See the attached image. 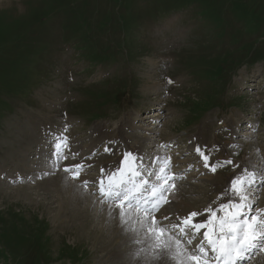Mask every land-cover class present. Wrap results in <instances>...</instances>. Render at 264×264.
I'll use <instances>...</instances> for the list:
<instances>
[{
    "label": "rangeland",
    "instance_id": "rangeland-1",
    "mask_svg": "<svg viewBox=\"0 0 264 264\" xmlns=\"http://www.w3.org/2000/svg\"><path fill=\"white\" fill-rule=\"evenodd\" d=\"M0 1V264H149L152 241L124 244L95 205L118 208L96 192L128 145L145 170L170 158L168 174L198 208L257 169L252 212L264 207V0ZM206 108L216 109L197 120ZM62 138L71 149L53 169ZM198 138L211 164L239 167L205 168L189 148ZM59 171L95 199L85 214L72 192L41 185Z\"/></svg>",
    "mask_w": 264,
    "mask_h": 264
},
{
    "label": "snow or ice",
    "instance_id": "snow-or-ice-1",
    "mask_svg": "<svg viewBox=\"0 0 264 264\" xmlns=\"http://www.w3.org/2000/svg\"><path fill=\"white\" fill-rule=\"evenodd\" d=\"M62 146L67 147L66 138L58 139L55 155L66 158L62 155ZM196 151L203 158L204 166L213 173H216L218 167L234 165L231 159L211 164L209 156L200 152L199 148ZM141 160V157L126 152L119 167L114 171L105 172L102 168L99 192L102 196L117 202L116 206L120 209L122 220L126 216V207L142 211L145 217L149 218L145 234L152 241L153 260H167L173 264H238L239 261L246 259L253 248H259L264 252V210L250 214L251 205L247 203L254 182V173L245 169L244 173L233 176L221 194L223 202L219 203L218 208L207 207L203 219H196L202 215L200 211H191L179 218L178 223L163 225L153 213L159 212L164 205L171 203L169 196L174 194L177 188V185L171 182L174 181L175 174L167 172L171 163L170 158L156 175L159 183L151 187H148L147 180L139 179ZM76 167L79 169L81 166ZM234 167L238 168L239 165ZM65 171L69 169L65 168ZM79 175L77 171L73 178L77 179ZM144 192L148 193L147 197L143 196ZM141 202L151 204V207L142 208ZM164 219L169 218L165 215ZM144 223L142 222V226ZM194 240L198 242L193 246Z\"/></svg>",
    "mask_w": 264,
    "mask_h": 264
},
{
    "label": "bare ground",
    "instance_id": "bare-ground-1",
    "mask_svg": "<svg viewBox=\"0 0 264 264\" xmlns=\"http://www.w3.org/2000/svg\"><path fill=\"white\" fill-rule=\"evenodd\" d=\"M1 2V1H0ZM21 7V6H20ZM147 118V117H146ZM237 127H239L238 125L237 126H234V130L237 131ZM165 141V140H164ZM169 141V140H168ZM201 141L200 138H198L196 141L192 142L189 146V148L191 149H195V155L193 156H196L199 160L200 163L204 164V160L203 158L201 157V155L196 151L197 148L200 149V152L204 153L205 155L209 156L207 153L204 152L203 150V147L200 146V145H197V142ZM166 142V141H165ZM95 143H96V140H95ZM167 144V143H166ZM255 144V143H254ZM92 145V144H91ZM256 145V144H255ZM255 147V146H254ZM92 149V147H91ZM128 151L133 153L134 155L138 156V157H141V155L139 154V151L136 152V151H133V149L131 148L130 145H128ZM142 149V148H141ZM42 150V149H41ZM40 150V152H41ZM177 149L175 148L174 151H176ZM259 150V149H258ZM85 151V150H84ZM91 151V150H89ZM163 157V156H162ZM142 158V157H141ZM144 158V157H143ZM164 159V158H163ZM52 162L54 163V168L56 167V164H59V163H62L64 161H62V159H59V157L57 158H53L51 159ZM61 160V161H60ZM158 160V159H157ZM143 161H146V159H144ZM143 161L141 162L140 161V165L144 168L142 169V167L140 166V171H141V174L143 175H146V176H143L142 177H139V179H144L146 177H148V179H150L152 182H158L157 179H156V175L158 174L159 172V169L160 167H162L165 163L166 160H158L160 161V166L157 170V172L154 171V169L152 168H149V169H146L145 170V167L143 166ZM149 161V160H148ZM148 164V163H147ZM71 165L70 162H68V164H65V165H61V168L62 167H66V168H70L69 166ZM76 162L71 165L72 169L74 170L75 167H76ZM120 165V164H119ZM146 166V165H145ZM170 166V165H169ZM205 167V166H204ZM206 168V167H205ZM169 169L170 167H168L167 169V172H169ZM153 170V171H152ZM264 170V169H263ZM56 171V170H55ZM71 171V170H70ZM182 171V170H180ZM179 171V172H180ZM105 172H110L109 170L105 171ZM178 172V171H177ZM247 172H250V173H254V180L255 178L258 177V173H257V169H254V168H248L247 169ZM66 173V172H65ZM74 173H76L74 171ZM241 173H244V172H241ZM58 174H60V177L56 180H50V181H47V182H44L42 183L41 185H44L45 187H49L51 189V187L59 193V190H65L69 193L72 192L74 195L73 197H75L76 199V202H82L83 204H85L86 206L83 207L82 209H79V211L83 214H85L89 209H90V203L91 202H96L95 199L90 196L89 194L87 193H83V189L80 187H77V185H75V183L71 182L68 180V177L62 175V172L59 171ZM69 176V174H66ZM216 175V174H215ZM80 176H83L80 174ZM176 177V176H175ZM86 179L83 177V181H85ZM82 181V182H83ZM148 181V186L151 187L154 183H149V180ZM171 182H174L176 184V178L174 179V181H171ZM106 183V182H105ZM189 183L191 184V181H189ZM40 185V186H41ZM63 186V187H62ZM215 186V185H214ZM259 186H261V184H259ZM43 187V186H42ZM216 187V186H215ZM199 188V187H198ZM27 189V188H26ZM44 189V188H43ZM48 189V188H47ZM34 190V189H33ZM36 190V189H35ZM40 190V189H39ZM195 190V189H194ZM215 190V188H214ZM217 190V189H216ZM219 190V189H218ZM37 191V190H36ZM44 191V190H43ZM54 191V192H55ZM192 191V190H191ZM48 192V191H47ZM66 192V194H68ZM39 193V192H38ZM53 193V192H52ZM216 193V192H215ZM31 194V193H30ZM64 194V193H62ZM65 194V195H66ZM222 194V193H221ZM26 196L30 197L31 195H29L28 193L25 194ZM189 195H192L190 194V191H186L185 189H181L179 187V184L177 185V188H176V191L174 192V194L170 195L169 196V199L171 200V203L169 204H166L163 209H161L160 212H155L153 213V215L155 216H158L159 214H161L164 210H166L164 212V214H166V216L169 218V219H166L169 223L167 225H170V224H175V223H178L179 222V218L181 217H184L186 215H188L191 211H200L202 213L201 216L197 217L196 219L197 220H201L204 218V216L206 215L205 213V209L209 206H212L214 208H218L219 206V203L220 202H223V197L222 195H218V197H216L214 200H208L209 202L206 203V205L204 206H200V208H198L196 205H195V201H192L191 198H189L190 196ZM67 196V195H66ZM143 196L144 197H147L148 196V193H143ZM208 197V196H207ZM54 198V197H53ZM57 199V198H56ZM55 199V200H56ZM68 199V198H66ZM74 199V200H75ZM62 200V199H61ZM48 201V200H47ZM105 201L106 203L107 202H111L113 201L112 199L110 198H106L105 197ZM70 202V200H69ZM251 199L249 197L247 203L251 205ZM64 203V202H63ZM68 204V202H67ZM80 204V203H79ZM133 204H135V201L133 202ZM170 204L173 205V207L170 209ZM197 204V203H196ZM73 205V204H72ZM94 205V204H92ZM95 205H97L96 207L99 208V213L102 211L101 209L105 210V213L103 214L104 215V221L102 223V227H108V230L110 231H113L114 234H116L117 236L119 235L122 240H123V243L126 244L127 242L133 240V241H142V242H145V243H148L149 241H147L149 238L146 236V234L142 231L146 230V222L149 218L145 217L144 213L142 211H137L135 209H132V208H127L126 207V216L125 218L122 220L121 219V216H120V209L119 208H116L114 210H112L109 206L107 205H102V204H98L96 203ZM203 205V204H202ZM82 206V205H81ZM141 207L142 208H150L151 207V204H144L143 202H141ZM97 209V208H96ZM261 210H264V207L261 209ZM247 211H249L247 209ZM252 212V210H251ZM171 213V214H170ZM158 214V215H157ZM115 216V218H113ZM99 216V215H98ZM96 217V216H95ZM113 218V219H111ZM96 219V218H95ZM97 221V220H96ZM142 222H145L144 223V226H142ZM127 230V231H126ZM178 229H176L177 231ZM104 231H107L105 230L104 228ZM178 232V231H177ZM102 233V232H101ZM108 233V232H107ZM110 233V232H109ZM106 234V233H105ZM142 234V235H141ZM108 235V234H107ZM110 236V235H109ZM141 237V238H140ZM113 238V237H112ZM119 238V237H118ZM117 238V240H118ZM95 239V243H99V237L97 236ZM115 239V238H114ZM120 239V238H119ZM101 240V239H100ZM110 240V238H109ZM113 240V239H112ZM150 240V239H149ZM106 241V240H105ZM111 243V242H110ZM117 245V244H116ZM119 247V246H118ZM114 248V247H113ZM107 249V248H106ZM123 249V248H122ZM122 249H120V251H122ZM256 250V248L254 249ZM254 252V251H253ZM115 253V252H114ZM260 258H255L252 263L250 264H264V252L261 253L260 255ZM152 257V256H150ZM149 258V257H148ZM259 259V260H258ZM246 259L244 260H241V262L239 261L238 263H241V264H244L243 262L245 261ZM258 260V261H257ZM261 260V261H260ZM153 261V258L151 259L150 263L149 264H153L152 263ZM159 262V261H158ZM159 264V263H158ZM160 264H173L172 261H167L166 262H161Z\"/></svg>",
    "mask_w": 264,
    "mask_h": 264
},
{
    "label": "trees",
    "instance_id": "trees-1",
    "mask_svg": "<svg viewBox=\"0 0 264 264\" xmlns=\"http://www.w3.org/2000/svg\"><path fill=\"white\" fill-rule=\"evenodd\" d=\"M40 23H43V21L40 20ZM21 38H22V37H20V38H18V39H15L16 42H17L16 49L19 47V44L22 43V42H21ZM73 38H74V39H73ZM75 38H76L75 36L72 37L70 41H72V42L75 41ZM28 40H29V39H28ZM28 40L25 41V43H28ZM75 43H76V42H75ZM75 43H74L73 45H75ZM34 46H36L35 43H34V45H33L32 48H31V51H32V52H35V49H36V48H35ZM43 50H44V49H43ZM7 51H9V49H7L6 52H7ZM8 58H9V57H4L3 60H0V63H4L5 61L8 60ZM21 58H22V59H26V57L23 55V53L21 54ZM94 59H95L96 61H100V60H102V56H101L100 54H97V55L94 56ZM105 61H106V60H105ZM15 62H16V61H15ZM16 63H17V62H16ZM17 64H18V63H17ZM18 65H19V64H18ZM11 71H12V70H10V71L4 73V75H8ZM17 75H19V73H17ZM1 92H2V91H1ZM1 92H0V93H1Z\"/></svg>",
    "mask_w": 264,
    "mask_h": 264
}]
</instances>
